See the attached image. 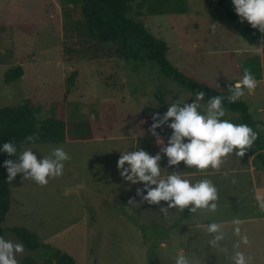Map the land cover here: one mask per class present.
Returning <instances> with one entry per match:
<instances>
[{"label":"rangeland","instance_id":"rangeland-1","mask_svg":"<svg viewBox=\"0 0 264 264\" xmlns=\"http://www.w3.org/2000/svg\"><path fill=\"white\" fill-rule=\"evenodd\" d=\"M82 1L0 0V109L18 107L27 98L42 107L44 117L64 107L70 128L88 123L87 133L98 137L75 140L84 137L76 129L64 143L23 147L31 148L38 159L63 148L71 159L65 162L63 174L49 178L47 185L23 180V173L9 183L11 206L2 237L23 244L24 253L16 257L19 263L26 258L42 263L58 252L73 256L76 262L77 256L84 264H175L179 255H184L191 264H235L236 251H243L251 257L249 264H264V212L247 202V195L240 196L239 206L230 186L235 175L228 168L215 170L224 174L185 178L192 183L209 179L227 185L226 191L218 196L219 211L214 215L207 209L192 213L188 208L183 212L169 208L165 215L161 208L167 207L168 202L143 201L137 195V189L144 188L143 182L133 184L121 177L118 161L122 152L145 150L148 146L162 155L161 175L170 170L168 158L162 153L167 140L160 143L149 131L154 123L152 117L157 112L162 117L177 99L181 103L193 102L195 95L163 76L153 63L64 62L63 42L88 36ZM168 1H177L184 12H170L164 6L168 11L165 14L152 15L144 10L139 16L140 0H137L131 16L144 23L155 37L166 41L168 59L179 71L216 91H227L226 84L243 76L236 53L250 49L228 14L238 17L243 26L251 24L241 20L233 0ZM213 23L217 25L215 31L211 28ZM28 36L32 37L24 40ZM261 44L264 45V39L253 49L263 50L264 67ZM23 57L27 58L24 76L6 83L7 73L22 64ZM74 72V86L67 95L68 78ZM200 103V111L206 112L208 101ZM232 116L228 114L225 118ZM260 129L264 130L262 126ZM156 132L164 136L171 135L173 130L164 126ZM239 176L248 183L249 174ZM130 200L135 203L130 204ZM187 210L189 216L185 219ZM237 220L239 225L234 223ZM215 221L229 223L220 224V232H207V226ZM87 223L95 227L88 231ZM237 226L241 229L240 236L234 231ZM17 227L37 234L50 250L27 248L12 231ZM221 234L224 239L213 244ZM245 235L249 245L241 242Z\"/></svg>","mask_w":264,"mask_h":264},{"label":"clouds","instance_id":"clouds-1","mask_svg":"<svg viewBox=\"0 0 264 264\" xmlns=\"http://www.w3.org/2000/svg\"><path fill=\"white\" fill-rule=\"evenodd\" d=\"M235 11L241 20H246L253 28H258L264 34V0H233ZM217 25L213 23L211 28L216 30ZM257 87V81L247 67L243 69V76L235 84H230L227 97L215 96L207 103L206 112L202 113L201 101L206 93L202 90L195 92V100L191 103H181L179 99L170 103L167 112L161 117L157 112L153 115L154 123L149 131L160 143L164 141L156 132L157 128L164 126L173 130L171 137L167 140V146L162 148V153L168 158V167L178 166L184 162L189 168L200 171L209 168L219 170L230 154L237 157H244L250 150L254 142L258 139V133L247 124H234L230 120L222 119L226 115L224 100L234 103L245 95V89L252 92ZM169 121H172L169 123ZM38 135H29L26 142L34 143ZM23 148V145L20 146ZM0 151L16 156L18 146L14 142L4 143ZM71 157L63 148H56L48 156L38 159L31 148H23L19 152L17 160L5 161L8 171V182L11 183L19 173H23L22 179H31L37 184L44 186L49 183V178H56L63 174L65 162ZM160 153L155 156L140 148L136 151L122 152L118 161L120 175L125 181L133 184L143 182L144 188L137 189V195L149 204H159L161 201L168 202L167 207L161 208V212L168 214L169 208L178 209L183 212L186 208L190 212L196 213L198 209H207L210 212L217 210L218 190L209 179H200L196 183L185 179L178 171H172L162 178ZM128 167H125V165ZM155 187H152V186ZM147 195H144V192ZM259 201V206L264 211V193L257 192L255 196ZM135 203L134 200L129 201ZM191 206V207H189ZM236 225L240 221H234ZM207 232L217 233L221 230V225L212 223L207 226ZM237 236L241 235V229H235ZM223 234L218 235L212 241L223 240ZM244 245H249L250 241L245 235L241 238ZM239 248V244L236 245ZM25 251L23 244L14 243L0 236V264H19L18 254ZM235 264H249L251 257L246 256L243 251H236L234 256ZM175 264H191L184 255L176 258Z\"/></svg>","mask_w":264,"mask_h":264},{"label":"trees","instance_id":"trees-1","mask_svg":"<svg viewBox=\"0 0 264 264\" xmlns=\"http://www.w3.org/2000/svg\"><path fill=\"white\" fill-rule=\"evenodd\" d=\"M137 0H83L81 11L83 21L88 28L86 38L71 39L63 42L62 58L64 62L73 63L77 61H99V60H124L133 63L149 62L157 65L163 76L176 81L187 91L195 94L202 90L206 93L204 100L209 101L215 96L227 97V91H216L205 83L196 81L179 71L168 59V45L166 41L155 37L142 23L131 14L134 12L133 4ZM223 0H221L222 2ZM183 13L182 6L177 1L168 0H140L138 7L141 11L147 10L152 15H162L168 12ZM235 30L247 41L250 46L259 45L263 34L258 28L243 26L238 17L229 13ZM13 64V63H12ZM262 59L258 56L246 59L241 66L249 68L256 81L264 79V67ZM24 71L20 66L11 68L6 75V83H11L23 77ZM74 76L68 78L67 95L72 92L74 86ZM237 82V81H235ZM232 82L231 84H235ZM229 89V88H228ZM66 95V97H67ZM64 104V103H60ZM64 106V105H63ZM226 115H234L232 118H225L234 124H247L258 133V139L252 148L244 156H255L259 166L264 170V130L259 128L260 122L256 121L251 106L245 101L234 103L224 100ZM63 110V111H62ZM59 112V114H58ZM64 107L58 108L53 115L44 117L42 107L35 106L30 98L23 101L18 107H5L0 109V148L4 143L14 142L18 146V153L22 151L21 145L33 144H59L64 143L76 131L80 132L79 139H93L87 133L85 126L88 123L70 128L65 117ZM61 113L63 116L61 117ZM60 116V117H59ZM84 126V127H82ZM29 135H38V139L26 142ZM76 138V140H79ZM16 156L0 151V236H3V224L11 206V190L8 182V171L5 161L17 160ZM13 233L31 249L37 250L46 247L37 234L30 232L26 228H13ZM53 252V251H52ZM77 264L72 256L62 255L53 252L44 262H37L31 258H26L19 264Z\"/></svg>","mask_w":264,"mask_h":264},{"label":"crops","instance_id":"crops-1","mask_svg":"<svg viewBox=\"0 0 264 264\" xmlns=\"http://www.w3.org/2000/svg\"><path fill=\"white\" fill-rule=\"evenodd\" d=\"M40 9L42 10V8ZM44 11H45V8H44ZM32 24L33 23H31V25ZM31 37L32 36H28L26 37L27 39L24 38V40H28ZM262 39H264V36H262ZM261 46L262 48H264L263 44H261ZM249 47L250 49H247V52L245 53H242L241 51H239V53L238 52L236 53L239 55L238 58L236 59V62L238 63V65L241 66V64L248 58H253V57L258 56L262 59L263 50L253 49V46H250V45ZM29 56L30 55H28L27 58H30V60H33L34 57L33 56L29 57ZM23 58H24V61L22 62V64L19 63V65L17 66H20L23 69L24 74H25V68H26L25 59L27 58L26 57H23ZM15 59L19 60L20 56L18 57L15 56ZM260 82L264 83V79L257 81V83H259L260 86H257L254 91L249 92L247 89H245V95L241 97L240 99H238L237 101H245L247 104L251 106V112L253 113L255 120L260 122L259 128L260 126H262V128L264 129V109H263L264 107V84H261ZM229 86L230 84L225 85L226 90H228ZM171 135L160 136V138L164 140H168L171 137ZM97 138L98 137L93 136V139L96 140ZM93 139H88V140H93ZM79 140H83V139H79ZM145 151H147L149 154L152 152L151 153L152 155L158 154L157 150L153 148L152 146H148V148H145ZM163 157L167 158L166 156H163ZM161 164H162V160L160 161V166ZM179 167L181 168V170L179 169ZM225 167L228 168V172L231 175H235V179L233 181H230V186L234 190V192H232V194L234 195L232 196H236L238 198L237 201L239 203V206L242 203V201L239 200L240 196L247 195L249 196V199L247 200V202H250L253 207L260 208L259 201L256 200L255 196L257 192L264 193V170H262L261 167L259 166L258 162L255 159V156L237 157L234 153L230 154L227 158L224 159V162L221 165V168H225ZM172 171L180 172L184 178H192L194 177V175H200L199 177H203V176H213V175L225 173V172L218 173V171H215L214 169H211V168L204 170V171H200L195 168H189L188 166L184 164V162H181L178 166H172L169 171H164L163 175H161L162 178H166V176L170 174V172ZM239 174H249L250 177L246 179L248 183H244L243 179L239 176ZM212 183L216 186L218 190V196L222 194V192L226 191L227 185H225V183H216V181L214 180L212 181ZM219 198L217 201H214V203H216L217 205L220 201ZM204 210H201V211L204 212ZM218 211H219V208H217L215 212H210V211L209 212L214 215V214H217ZM185 213L186 214H184L185 215L184 218L186 219L187 216H189V211L187 210ZM215 223H218V224L227 223L228 224L229 222L228 221H215ZM204 225L206 224L204 223ZM87 226H88V231H89V228L95 227V226L91 227V225L88 223H87ZM189 228H191V226ZM75 231H77V229H75ZM75 258L78 259L77 264H84V262L81 261L79 258H77V256Z\"/></svg>","mask_w":264,"mask_h":264}]
</instances>
